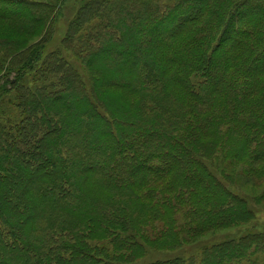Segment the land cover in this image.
Masks as SVG:
<instances>
[{"label": "trees", "instance_id": "obj_1", "mask_svg": "<svg viewBox=\"0 0 264 264\" xmlns=\"http://www.w3.org/2000/svg\"><path fill=\"white\" fill-rule=\"evenodd\" d=\"M55 9L0 0L16 72L0 95L14 91L22 114L0 113V264H130L252 221L226 182L241 167L264 202V0H87L63 43L89 90L58 53L42 59ZM28 69L39 85L21 83ZM261 254L263 231L145 264Z\"/></svg>", "mask_w": 264, "mask_h": 264}, {"label": "rangeland", "instance_id": "obj_2", "mask_svg": "<svg viewBox=\"0 0 264 264\" xmlns=\"http://www.w3.org/2000/svg\"><path fill=\"white\" fill-rule=\"evenodd\" d=\"M37 1H44L48 3H52L56 6L55 12L56 16L53 19L52 27V34L50 35L49 39L44 45V48L42 49V59L48 55L49 53H58L59 56L75 67L74 69L80 74L81 78L84 80L85 85L87 89L90 88L89 78L87 75V72L85 71L81 60L73 55L72 52L66 49L63 40L66 36L67 29L69 27L70 22L74 19L78 8L82 6L83 3H85L87 0H37ZM169 3H172L173 0H168ZM47 33H49L47 31ZM50 34V33H49ZM45 35V34H44ZM43 36V35H42ZM44 37V36H43ZM40 39L34 38L33 42H37ZM31 42V43H33ZM146 42V39H145ZM0 49H2L0 47ZM137 58H141L142 52H140V55H136ZM135 56V57H136ZM125 58L126 56H122ZM122 59L120 57H116V63L119 62V60ZM0 60L3 63L1 65L0 69V83H4L5 79H11L13 76H15L16 72L12 71L9 72L7 69L9 68L8 59L6 57L4 58L3 53L0 52ZM41 62H39L40 64ZM138 69H141V65L137 66ZM143 68V67H142ZM141 71V70H140ZM25 86H35L39 85V82L37 81V77L35 76V73L33 70H26V72L23 75L22 82ZM9 86V85H8ZM17 99H16V93L14 91L9 93H1L0 95V113L5 115V124L9 125L10 123H18L21 118V110L17 106ZM79 119V115L73 116V127L75 128L77 126V121ZM72 128V126H71ZM219 161L214 160L213 165L214 168L219 169ZM223 166H227V163H224ZM241 167L237 166L235 167V173L232 176L233 180L228 181L227 184L230 189H233L237 192H240L242 196L248 200L249 208L253 210L255 214V218L246 223L239 226H236L231 229L222 230L215 233H210L207 235L202 236L201 238H197L195 241H191L189 243H186L181 248L176 250H155L149 246L146 247V253L141 258L135 260L134 262L130 264H145L148 262H153L157 260H164L169 259L173 257H182L184 259H187L189 255H196L199 250L203 247L209 246L214 243L222 242L226 239H238L242 236L248 234V233H256V232H264V202H258L255 200V194L259 190L261 192L262 186L256 184L255 179L247 178L243 176V174L239 173V170ZM230 173V172H229ZM35 187V185L32 186V188ZM253 189H255V194L253 193ZM149 234H152V231L149 232ZM258 259L255 260V264H264V254L258 255ZM252 259H255V256L252 257Z\"/></svg>", "mask_w": 264, "mask_h": 264}]
</instances>
